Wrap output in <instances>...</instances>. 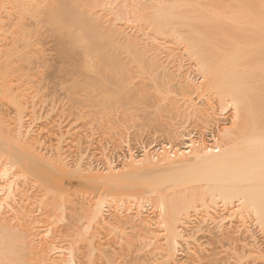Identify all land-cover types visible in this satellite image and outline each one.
<instances>
[{
	"label": "bare ground",
	"instance_id": "bare-ground-1",
	"mask_svg": "<svg viewBox=\"0 0 264 264\" xmlns=\"http://www.w3.org/2000/svg\"><path fill=\"white\" fill-rule=\"evenodd\" d=\"M45 32H50L58 41L59 60L72 54L76 57L71 61L78 68L96 66L100 60L109 63L110 53L120 50L133 53L131 60L139 68L141 64L152 66L155 61L151 54L157 51L177 50L190 56L196 61L197 70L200 68L203 73V89L218 97L224 112L229 106L234 107L232 126L222 133L224 144L220 147L215 140L218 145L213 148L218 146L217 150L208 148V144V147L199 144L197 147L201 149H198L191 139L180 143L178 153L172 148L161 151L160 157L159 148H155L156 153L153 150L146 153L142 146L141 153L124 155L126 160L130 159L122 168L107 160L105 173H100L92 164L84 166L82 161H74L73 168L94 194L89 196L87 204L79 202V197L74 203L75 197L71 199L60 183L72 168L62 143L75 132L81 131L79 136L84 135L85 126L73 127L68 120L62 125L61 120L67 114L74 116L70 110L74 107H71L69 112L62 111L61 117H56L58 121L54 120L57 123L52 121L49 128L48 122L37 128L41 118L39 109H42L38 103L47 101L46 97L42 99L44 90L40 78L49 66L42 45ZM106 54H110L108 58L104 57ZM170 77L165 72L162 83ZM184 79L176 85L183 96L192 85L191 79ZM99 80L93 85H102ZM162 91L161 97L172 101L170 105L177 104V92L172 88ZM110 95L104 101L108 102ZM46 113L42 115L44 119L49 117ZM74 117L83 116L77 111ZM44 129L56 135L53 160L40 153L43 148L40 135ZM215 136L211 135L212 139ZM169 143H164L165 147ZM32 178L37 183L40 180V185L46 188L42 186L44 200L41 197L39 201L51 213L47 215H52V220L68 209L67 214L72 218H67L68 222L74 221L75 213H80L79 222L75 220L79 224L72 231H69L72 227L68 228L65 234L66 245L45 241L38 249L30 243V236L39 229L36 227L39 220L33 217L37 212L34 202L38 200L29 193V187L35 184L32 186L38 188L40 182L37 184ZM56 188L59 193L51 191ZM143 194L148 199L157 195L153 200H157L160 223L164 226L161 242L153 239L151 226L155 218L149 222L150 214H144L147 217L136 214L135 226L146 232H140L142 242H129L135 245L129 249L135 254L142 253L144 262L142 257L136 260L137 255L128 254L136 258L129 263L125 259L121 264H264V241H259L253 231L256 228L264 234V0H0V264H83L78 260L81 250L86 264H117L121 262L117 258L119 253L116 255L108 240H113L112 233L121 219L119 216L117 220L116 216L114 220L118 223L113 220L115 225L110 227L114 223L109 225L105 208L116 197L123 203V199L131 196L133 203ZM199 208L205 212L204 219L217 224V231L210 229L211 235L206 236L205 245L209 247L195 239L196 233L203 232L202 227L187 229L192 213ZM131 218L127 220L129 224ZM158 220L155 224L160 225ZM127 221L120 223L124 226ZM218 226L222 228L218 230ZM136 230L130 229L133 238L139 233ZM103 236L108 241L106 245L102 243ZM182 246H186L185 260L179 256ZM61 248L68 251L67 256L49 257L51 252L62 250L60 253H64L65 249ZM36 253L42 256L36 259Z\"/></svg>",
	"mask_w": 264,
	"mask_h": 264
},
{
	"label": "rangeland",
	"instance_id": "rangeland-1",
	"mask_svg": "<svg viewBox=\"0 0 264 264\" xmlns=\"http://www.w3.org/2000/svg\"><path fill=\"white\" fill-rule=\"evenodd\" d=\"M45 34H48V35L45 36ZM50 34H51L50 32H45L42 35V37L44 36L43 38H45V39H43L44 42L42 44V45H44L43 47L45 48L44 49V54H45L44 58L46 60V63L49 64V66H48V68H45L42 71V76L39 75V76H41L40 78H41V82H42L43 90H44V91H42V96H43L42 99H44L46 97L45 99L47 101L45 102V100H44L43 102L38 103V104H40V108H42V109H39V112H40L39 115L41 116V118L39 120L40 122H37V128L39 127V125L43 126L42 124L47 123V122H48V128H49V126H51V122L54 121L57 116L59 118V116L62 115V113H63L62 111L65 110L66 112H69V109L71 107H74V109H75V110L73 108L70 109L71 111L73 110L72 113L74 116H75L77 111L81 112V115L83 117L77 118V117H74L72 115H70L68 117V114H67L66 119L61 120L62 125H65L69 121V122H72L74 124L73 127H75V125H76L82 129V126H85V127H87L86 129H88L87 131H84L86 129H85V127H83V133H85L86 135L84 134L82 136H79V135H81L80 133H82V132L81 131H80V133L78 132L79 134L77 132H75L74 134H72L73 136L71 134L69 135L71 138H69V136H67L66 140H67V142L69 141V143H67V142L65 144L62 143L64 149L66 150L67 156L69 155V157H70V159H68V158L67 159H68V162L72 165L71 166L72 168H73L74 163L82 161L81 162V163H83L82 165L86 164V166H88L87 163H89V165L92 164L91 166L94 165V167L97 168V170H99L100 173H105L103 170L105 168V165H106V167L108 166L107 163L109 160H110L109 162H111V160H113L112 165H114L115 167L122 168L121 166H123V163L125 164V161L129 162V159H130L129 158L128 160H126L124 155L127 154V152L129 154L131 153V155H132V153H133V155H135L134 154L135 152H133L132 150L140 149L139 147H141V149L143 147H145L146 153L147 152L150 153L149 151H151V153H152V150L154 151L155 148H159V150H160L159 154L160 155L159 154H157V155H159V157H160L165 151H169V149L170 150L174 149V151H177V153H178L179 145H181L180 143L182 141H188V140L190 141L191 139H192L191 141L193 142V145H196V146H194L196 148H198L197 146L199 144L206 145V146L208 144L209 147L208 146L207 147L208 148L211 147V149L218 144L221 145V146L219 145L220 147H222V145L224 144V141H223L224 140V137H223L224 133L223 132L226 130V128H228V127L230 128L232 126L230 124H232L231 122L233 120V114H234L233 108L234 107L229 106V108L224 112V110H222V108H221V104H220L218 97L214 96V94H211L209 91L206 90L207 92H209V93H207L204 90L205 87L203 89V87H202L203 82H204V80L202 81L203 73H202L200 68L197 70L198 67H196L197 65H195L196 61L194 59L190 58V56H188V55H186L180 51H177V50H175L171 53L165 52V51L153 52L151 54V56L153 57L155 63H153L152 66H148L146 64H141L142 66L140 67L141 68L140 69L139 66L137 67L136 64L131 60L133 57V53L120 50V51L114 52L113 54L110 53L112 55V57L110 54H109L110 56L108 54H106L104 56L105 58H106V56H107V58L109 56L112 59V60L110 59L109 63H107L108 61L105 62L104 60L103 61L100 60L99 64L96 66H93V67L91 66V67H87V68H78L72 62L73 58L76 57L72 54H71L72 56L71 55L68 56V58L72 57L71 59L64 58L63 60H61L62 62L59 60V44H58V41L53 37L52 34H51L52 36ZM71 62L73 63L74 66L72 65ZM59 65H62L63 68L62 67L57 68ZM143 65H146V66L143 67ZM55 66H57V67H55ZM164 71L167 74H169L171 77L165 78L164 83H162V79H163L162 75L165 73ZM72 74H73V76L77 75V78H76V76H74L75 77V79H74ZM70 75H71V78L69 77ZM186 77H187V79L192 80V81L189 80V82H190L189 84H192V85L189 87L190 89L187 92L188 94L186 93V95L183 96L182 93H178L179 91L176 88V85L180 81H181L180 83H182L183 80H185L184 78H186ZM98 80L101 82L99 84H102V85H93V83L95 81H98ZM102 82H104V84ZM166 88H169V89L172 88L175 92L178 93V95L176 94L177 97H175V100L177 98H179L178 99L179 101L176 100L177 104L175 103L176 104V105H174L175 107L172 106L173 104L170 105V103L172 101L170 102V101L166 100L165 98L161 97V90H163L162 92H164ZM175 89H177V91ZM43 92L46 95H44ZM109 94L112 95V96L110 95V97H111L110 100L108 102L104 101L105 100L104 98H106L107 96L109 97ZM187 96H188V98H187ZM182 97H183V99H182ZM185 98L188 101L187 100L185 101ZM41 103H42V105H41ZM178 103L179 104L181 103L182 105L180 104L181 105L180 106V105H178ZM184 103H185V105H184ZM187 103H188V105L190 104L189 106L191 107V109L188 107ZM192 106L193 107L197 106V107H194V109H193ZM197 108L199 109V112H197L198 111ZM191 110H193V111L191 112ZM195 110H196V113H195ZM187 111H188V113H187ZM43 113L48 114L49 117H47V115H46L47 118L44 119V117L42 116ZM52 118H54V119H52ZM58 118L56 119L57 121H58ZM50 119H52V120H50ZM57 121H54L53 123L55 124V122L57 123ZM53 123H52V125H53ZM35 125H36V123H35ZM33 127H35V126L33 125ZM35 129H36V127H35ZM218 129H220V130H218ZM46 130L47 129H44L43 133L40 135L41 136L40 138L42 139L41 146L43 147L40 150V153L42 151V153H44L45 155L47 154L45 157L49 156L48 158L50 160H53V158H55L54 154H56L55 153L56 150H54L55 149L54 143L56 144V142H55L56 135L53 132H51L49 129H48V131H46ZM71 132H72V130H71ZM186 133L188 134L187 136H186ZM76 134H78V135H76ZM211 135H216L215 136L216 139H215V137H213V139H212ZM220 135H222V136H220ZM76 136H78V137L75 138ZM222 138H223V140H222ZM43 139H44V141H43ZM215 140L218 142V144H217V142H215ZM194 142H195V144H194ZM43 143L45 145H43ZM164 143L165 144L169 143V146L167 145L165 147ZM157 144H160V146L154 147ZM163 146H164V148H162V150H161V147H163ZM217 147H216V149L213 148L212 150L213 151L217 150L219 148V147L218 148ZM129 150H130V152H129ZM161 151H163V153ZM174 151H172V153H174ZM153 153H156V151H154ZM183 154L188 155L187 153H182V155ZM105 157L107 158L106 161L108 160L107 162L104 160ZM140 157L141 156H139V158ZM109 158H111V159H109ZM72 168L70 169L69 173L62 176L63 177L62 181L64 183L62 181L60 183L64 184V188H66L68 190V193L71 195V199H73L75 197L73 199L74 203H76L78 201L79 202L83 201L84 204H87V202L91 199V197H93V196H91V194L92 195H94V194L86 186L85 181H83V178L81 179V177H80L81 174L77 173L76 169H74V168L72 169ZM32 179H33V181L34 180L36 181L35 183H37L38 180H36V178H32ZM38 179H39V177H38ZM39 182H40V180H39ZM41 183L42 182H40L38 184L39 186L36 184V186H38L39 190L37 187L32 186L35 184H32L29 187L30 188L29 193H31V194L33 193V195H32L33 198L37 199L38 201H39V198L41 199V197H43V199H41V200H44V196H43L44 191H42V190L45 187L42 185L44 187L43 188L40 185ZM33 187H35L36 190L31 189ZM51 191L56 192V193L60 192L59 188H58V190L56 188V189H52ZM109 191L111 192V190H109ZM86 192H87V194L88 193L89 194L87 195ZM78 194H80L81 196ZM154 194H157V193H154ZM154 194H152L151 196L153 197ZM37 195H38V198H37ZM89 196H91V197H89ZM151 196L149 198H152ZM155 196H157V195H155ZM155 196L153 197V199L156 198ZM78 197H79V199H78ZM80 197H81V199H80ZM137 197H138V199L136 198L137 200H135V202H133V203H131L130 199H129V198H131V196L127 199H123V203H122V200H119L117 197L115 199H113V201L109 200V205H107V207H106L107 209L105 208L106 211L104 212V215L106 214L105 215L106 219L108 218V220H109V225L114 223V221H115L114 219L116 216H117L116 217L117 220H118V217L120 216L119 218L121 219L120 220V222H121L122 217H124L125 220L127 221V220H130L131 217L136 216V214H140L139 216L141 217L142 216L141 214L144 215L146 213L150 214V216H151V217H149L148 215H144L145 217L148 216L147 218L150 220L149 222H152L153 218H155L154 221L156 222V220H158L159 213H161L160 211H157V210H159V205L156 204L157 200H156V202H154L155 200L148 199V196L145 194H143L141 196L138 195ZM75 199L76 200L78 199V201H76ZM147 199L149 201L150 200L151 201L153 200V201L148 202V201H146ZM38 201L34 202V204L37 203V205L35 204L36 208H37V212H34L35 215L33 217H34L35 221H37V219L39 220L36 222V227H39V229L37 228V230H36L38 234L35 232L34 235L30 236L31 238H29V241H32L30 243L36 245L37 248L42 247L43 244L45 243V241H46V244L48 242L49 243L50 242H53V243L56 242L58 245L61 244L62 242H64L62 244H65L66 241L64 239L67 238L65 236V234H66V232L72 231L74 229V225L79 224V223L76 224V222H79L78 219H80V213H75L74 216L76 219L74 218V221L68 222L67 218L70 217L69 214H67V212L70 213V211H68L69 210L68 209L67 211H65L66 214L65 213L61 214V212H60V215H57L58 218L55 219L56 220L55 221V220H52V215H50V216L47 215L48 212L45 211L47 209L45 208V206L43 207L42 204L40 205V201L39 202ZM218 201H220V199H218ZM219 204H221V203H219ZM69 205H71V204H69ZM137 211H138V213H137ZM134 213H135V215H134ZM152 213H154V214H152ZM204 213L205 212L202 208H199L197 211L192 213L191 222L188 223L189 228H187V229H191V227H194L196 229L198 225L200 228L202 227L203 232L200 231L199 233H196L195 239H197V241H199L200 243H204L203 245L205 247H209V245L208 246L205 245L208 242V240H206V236H207V238H209L208 235H211V234H209L210 232L212 233V231H209L210 229L214 230L213 232L217 231L215 229V226H217V224H213L212 222L208 221L206 219V217H205V219H206L205 220L203 218ZM48 214H51V213L49 212ZM155 214H156V216H155ZM45 216H48V217H45ZM64 216H66V217H64ZM159 216H160L159 217V219H160L161 214ZM40 217H42L43 219ZM126 217H127V219H126ZM136 217H138V216H136ZM249 218H250V216H249ZM50 219L52 221H50ZM131 219H133L132 222L129 224V222L127 221V225L124 224V226L121 225V223H124V222L126 223V221L123 220L121 223L119 222V225H121L120 227H122V229H124V231L120 227H119V229H120L119 230L118 229L119 225H118L117 228L115 227V229H117V230H115L114 233H112L111 239H113V240H110V238L108 240V241H110L111 246L112 247L114 246L113 248L110 246L111 249L112 250L116 249L115 250L117 252L116 255L119 253L117 255V258H120L121 262H119L117 260L118 261L117 264L118 263L119 264L124 263L125 259H126L125 261L126 262L128 261L127 263H129L132 258H136L137 256H138V258H136V260L141 259L139 257H142V259H143L142 261L144 262V258H143L142 253H141V255L139 253L135 254V252H132L129 249L131 246L129 242H131L132 240L134 242L139 241V240H140V242H142L143 238H141V237H143L142 236L143 234H141V233L142 232L144 233V231H145L144 229H142L143 231L141 229L139 230L138 228H140V227L137 226L138 227L137 228L135 226V222H134V220L136 219L135 217L131 218ZM15 220L12 219L11 221L13 223L19 222L18 221L19 219H17L16 222H15ZM71 220H72V218H71ZM71 220H69V221H71ZM75 220H76V222H75ZM155 222L151 226L152 231H154L153 233L155 234V237L153 236V239H155L154 241L156 242V239L158 238L157 242L159 243V242H161V237H162L161 233H162L164 226L160 223L161 219L158 220L160 225L157 223L155 224ZM205 222H208V223L206 224ZM52 223H54V225ZM116 223H118V221ZM209 223H211V225H208ZM133 224L136 228H134V226H133V228H131L132 226L129 228V225H133ZM222 224L225 225V223H222ZM222 224H221V226L223 227ZM114 225H115V223L113 225H110V227L114 226ZM125 226H128V227H125ZM219 226H218V230H220L222 228ZM70 227H72V228H70ZM156 227H158V228H156ZM212 227H214V228H212ZM68 228H70L71 230H69ZM130 229L131 230L137 229L136 231L139 230V233L137 232L136 233L137 235H134V238H133V235H132L133 231H130ZM254 229L255 230H253V231H255V234L257 235L258 240L263 242L264 241V234H262L258 229H256V228H254ZM38 230L40 231V233ZM67 230H69V231H67ZM155 230L156 231L158 230V232H155ZM116 231H117V233L119 232V234H117ZM125 231H127V232H125ZM134 233H135V231H134ZM156 233H158V234H156ZM138 234H139V237L141 236L140 238H138ZM117 235H118V237H117ZM136 236H137V238H136ZM104 237L105 236H103V238ZM120 237H121V239H120ZM105 238H104L105 242L102 240V243L106 245L107 244L106 242H108V241ZM59 239H60V241H57ZM129 239H131V240H129ZM135 239H137V240H135ZM41 244H42V246H41ZM134 246L135 245H132L131 247H134ZM185 247L186 246H182L181 251L179 252V256H181V258L186 255L185 254L186 253ZM61 249H65V248H61ZM126 249H128L129 252ZM61 251L62 250L56 251L54 253L51 252L49 257H51V259H52L53 256H54V258L56 256L57 257H59V256L64 257L65 255L67 256L66 253L68 251L66 249L64 250L65 254L63 252H62L63 254L60 253ZM52 253H53V255H51ZM78 253L83 254L82 256H81V254L80 255L78 254V256H79L78 258H80V259H78L79 263L83 262V264H84V262H85V264H86L87 259L84 258L86 260H83V257L85 256L84 252H82V250H81ZM39 254L36 253V255H37V257L35 256L36 259L39 256L40 257L42 256ZM61 254L63 256H61ZM128 254L132 255V256H136V255L137 256L130 258L131 256H128ZM81 257H82V260H81ZM182 259L185 260V257ZM138 263H141V261Z\"/></svg>",
	"mask_w": 264,
	"mask_h": 264
},
{
	"label": "built area",
	"instance_id": "built-area-1",
	"mask_svg": "<svg viewBox=\"0 0 264 264\" xmlns=\"http://www.w3.org/2000/svg\"><path fill=\"white\" fill-rule=\"evenodd\" d=\"M160 146V144H157L156 146H154V147H159ZM140 149H136V150H132L133 152H138L139 153V151L141 150V147H139ZM127 151V150H126Z\"/></svg>",
	"mask_w": 264,
	"mask_h": 264
}]
</instances>
